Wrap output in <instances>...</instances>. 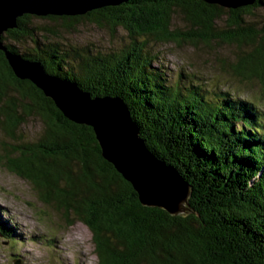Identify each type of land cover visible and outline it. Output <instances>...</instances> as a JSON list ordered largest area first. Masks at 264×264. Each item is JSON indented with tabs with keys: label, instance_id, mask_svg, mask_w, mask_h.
<instances>
[{
	"label": "trees",
	"instance_id": "obj_1",
	"mask_svg": "<svg viewBox=\"0 0 264 264\" xmlns=\"http://www.w3.org/2000/svg\"><path fill=\"white\" fill-rule=\"evenodd\" d=\"M261 8L264 0L228 14L201 0H129L84 16L38 17L64 23L89 17L112 33H127L130 42L105 51L39 41L43 32L56 33L35 27L32 15L19 17L17 28L2 34L0 129L20 141V156L0 160L33 185L43 205L89 229L98 264H264L262 107L223 91L224 83L211 89L188 70H167L149 47L185 42L210 48L215 38L232 43L237 60L221 69L241 84L258 80V101L264 103V16H251ZM177 11L188 23L185 30L170 29ZM225 15L226 29L217 32ZM6 52L39 63L92 98L120 97L149 149L191 185L199 217L173 218L141 205L102 157L93 129L70 122L39 89L17 79ZM31 115L40 118V137L22 140L17 128ZM0 234L11 246L22 241L1 218Z\"/></svg>",
	"mask_w": 264,
	"mask_h": 264
},
{
	"label": "rangeland",
	"instance_id": "obj_2",
	"mask_svg": "<svg viewBox=\"0 0 264 264\" xmlns=\"http://www.w3.org/2000/svg\"><path fill=\"white\" fill-rule=\"evenodd\" d=\"M228 10L230 9L223 8L224 14ZM252 12V19H258L257 15L260 14L264 16L263 8ZM32 23L40 30L46 29L56 33L54 36L43 32L37 36L39 41L53 40L72 46H88L100 51L130 42L123 30L117 29L112 33L104 22L100 25L101 22L97 24L89 17L67 23L61 19L35 17ZM227 24V16H222L217 21L216 26L219 29L216 28V31L223 33ZM187 27L188 23L180 12H174L170 29L185 30ZM209 46L210 48H205L203 44H199L196 47L185 42L177 45L149 43L151 53L157 55L158 62L167 70H188L200 77L205 86L211 89L221 90L224 83L226 88L223 91L231 93L234 97L241 94V97L252 104L264 108V103L258 101L261 99V83L258 80L255 79L250 85L241 84L232 73L226 75L221 69L222 64H225L228 70L236 62L238 49L220 38L212 40ZM243 51H246L245 47ZM262 108L259 109L264 111ZM40 129V118L31 115L17 128L16 135H22V140L33 141L40 137ZM12 140L0 129V158L20 156L15 150L20 141ZM2 145H5L4 150ZM6 164V159L0 160V218L4 220L7 228L12 230L14 238L17 239V232L22 241L18 240L11 246L0 234V264H98L89 229L83 223L72 219L71 215L65 216L55 207L43 205L33 185L11 172Z\"/></svg>",
	"mask_w": 264,
	"mask_h": 264
},
{
	"label": "water",
	"instance_id": "obj_3",
	"mask_svg": "<svg viewBox=\"0 0 264 264\" xmlns=\"http://www.w3.org/2000/svg\"><path fill=\"white\" fill-rule=\"evenodd\" d=\"M129 0H0L1 36L17 28V19L35 17H77L92 11L115 8ZM209 5L236 10L256 0H201ZM17 79L28 81L49 98L70 122L93 129L102 157L128 182L141 205L162 210L173 218L195 215L191 185L172 165L158 158L142 138L120 97H95L75 84L47 74L39 63H31L6 52Z\"/></svg>",
	"mask_w": 264,
	"mask_h": 264
}]
</instances>
